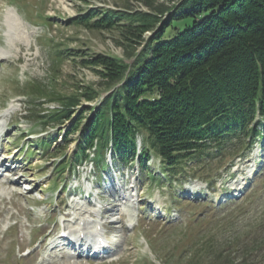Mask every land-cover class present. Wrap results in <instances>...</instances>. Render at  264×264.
Returning a JSON list of instances; mask_svg holds the SVG:
<instances>
[{"label":"rangeland","instance_id":"obj_1","mask_svg":"<svg viewBox=\"0 0 264 264\" xmlns=\"http://www.w3.org/2000/svg\"><path fill=\"white\" fill-rule=\"evenodd\" d=\"M162 2L167 4L166 0H0V162L8 165L0 172V264H226L227 255L234 264H264L262 141L250 148L237 142L222 152L214 150L183 165L175 177L168 171L162 176L156 156L146 165L158 178H145L137 174V165L122 166L109 157L100 173L83 162L69 175L68 168L58 169L73 156L79 133L66 134L69 121L42 126L24 111L26 104L43 101L25 95L31 81L65 94L85 84L105 94L99 75L76 65L70 52L104 53L130 61L118 28H87L70 18L88 7L148 11L150 4ZM51 43L66 49L54 73ZM44 137L57 138L46 151L37 146ZM64 139H72L66 147ZM138 145L142 147L141 137ZM16 148L19 152L14 154ZM92 182L114 189L103 185L97 190ZM90 189L98 193L91 201L79 195ZM73 206L89 228L96 214L105 217L111 250L107 256L63 252L64 239L56 235L58 222L64 220L63 226L74 235ZM89 211L95 216L87 217ZM53 236L60 240L48 238ZM222 249L224 256L219 254Z\"/></svg>","mask_w":264,"mask_h":264},{"label":"trees","instance_id":"obj_2","mask_svg":"<svg viewBox=\"0 0 264 264\" xmlns=\"http://www.w3.org/2000/svg\"><path fill=\"white\" fill-rule=\"evenodd\" d=\"M166 2L150 4L148 11L88 7L70 18L87 28H118L125 40L128 62L104 53H69L76 65L99 75L104 95L88 84L66 94L39 81L26 84L27 97L43 99L25 105L31 121H69L66 134L79 133L60 172L91 161L100 173L110 153L122 166L137 160L143 177L152 175L146 163L157 156L172 177L228 145L250 148L260 140L264 146V0ZM59 44H50L53 73L66 51ZM49 102L56 106L43 107ZM56 139H39L38 146L46 151ZM71 140L64 139V146ZM226 264H234L228 255Z\"/></svg>","mask_w":264,"mask_h":264},{"label":"bare ground","instance_id":"obj_3","mask_svg":"<svg viewBox=\"0 0 264 264\" xmlns=\"http://www.w3.org/2000/svg\"><path fill=\"white\" fill-rule=\"evenodd\" d=\"M1 166H3V164L1 165ZM6 182H8L9 183V181L7 180ZM123 197L125 198L126 196L125 195H123ZM77 234V233H76ZM76 234H74V235H76ZM78 234H79V232H78ZM77 234V235H78ZM74 235H72V236H74ZM64 240H66V239H64ZM76 251V250H75ZM78 252H80V253H85V252H87V249H79L78 250Z\"/></svg>","mask_w":264,"mask_h":264},{"label":"snow or ice","instance_id":"obj_4","mask_svg":"<svg viewBox=\"0 0 264 264\" xmlns=\"http://www.w3.org/2000/svg\"><path fill=\"white\" fill-rule=\"evenodd\" d=\"M103 241H101V243H102Z\"/></svg>","mask_w":264,"mask_h":264}]
</instances>
